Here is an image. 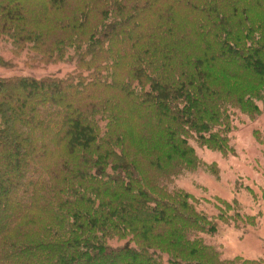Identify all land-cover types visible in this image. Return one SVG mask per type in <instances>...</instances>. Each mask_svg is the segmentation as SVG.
Here are the masks:
<instances>
[{
    "label": "trees",
    "instance_id": "obj_1",
    "mask_svg": "<svg viewBox=\"0 0 264 264\" xmlns=\"http://www.w3.org/2000/svg\"><path fill=\"white\" fill-rule=\"evenodd\" d=\"M0 51L75 66L0 78V264H263L207 241L254 224L237 201L176 180L260 113L264 0H0Z\"/></svg>",
    "mask_w": 264,
    "mask_h": 264
},
{
    "label": "rangeland",
    "instance_id": "obj_2",
    "mask_svg": "<svg viewBox=\"0 0 264 264\" xmlns=\"http://www.w3.org/2000/svg\"><path fill=\"white\" fill-rule=\"evenodd\" d=\"M0 56L14 65L0 67V78L28 76L35 78L63 77L74 70V65L58 64L46 68L29 69L25 58H15L11 53ZM260 113L254 116H241L232 133L234 155L199 148L196 150L200 160L206 164L195 172L188 173L176 180L182 188L198 200L208 214L217 212L215 199H223L240 205L242 215L254 219L234 225L222 226L215 237L207 238L226 259L243 258L260 261L264 264V145L258 140L259 133L264 140V99L258 102ZM214 165V171L209 167ZM6 222L0 221V227Z\"/></svg>",
    "mask_w": 264,
    "mask_h": 264
}]
</instances>
